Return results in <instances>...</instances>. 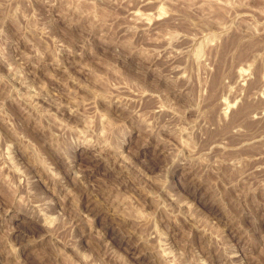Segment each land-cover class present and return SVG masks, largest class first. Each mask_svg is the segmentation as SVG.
Segmentation results:
<instances>
[{
	"label": "rangeland",
	"instance_id": "1",
	"mask_svg": "<svg viewBox=\"0 0 264 264\" xmlns=\"http://www.w3.org/2000/svg\"><path fill=\"white\" fill-rule=\"evenodd\" d=\"M0 264H264V0H0Z\"/></svg>",
	"mask_w": 264,
	"mask_h": 264
}]
</instances>
